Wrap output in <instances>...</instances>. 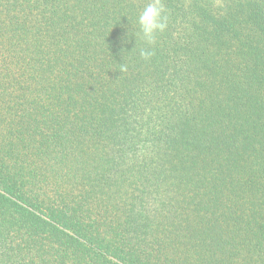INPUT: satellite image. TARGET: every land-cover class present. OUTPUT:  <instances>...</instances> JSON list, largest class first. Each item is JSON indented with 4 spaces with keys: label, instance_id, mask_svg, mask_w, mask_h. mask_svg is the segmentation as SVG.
<instances>
[{
    "label": "trees",
    "instance_id": "1",
    "mask_svg": "<svg viewBox=\"0 0 264 264\" xmlns=\"http://www.w3.org/2000/svg\"><path fill=\"white\" fill-rule=\"evenodd\" d=\"M150 2L0 0V264H264V0Z\"/></svg>",
    "mask_w": 264,
    "mask_h": 264
},
{
    "label": "clouds",
    "instance_id": "2",
    "mask_svg": "<svg viewBox=\"0 0 264 264\" xmlns=\"http://www.w3.org/2000/svg\"><path fill=\"white\" fill-rule=\"evenodd\" d=\"M140 34L152 43L157 32H163L167 28L166 9L162 0H151L138 17ZM153 53L150 50H142L140 55L148 59ZM126 70V69H122Z\"/></svg>",
    "mask_w": 264,
    "mask_h": 264
},
{
    "label": "rangeland",
    "instance_id": "3",
    "mask_svg": "<svg viewBox=\"0 0 264 264\" xmlns=\"http://www.w3.org/2000/svg\"><path fill=\"white\" fill-rule=\"evenodd\" d=\"M153 117L157 114V112H153ZM135 120L136 121H139V120H143L144 119V116L143 115H135ZM156 124V120L154 118H152V120L150 122L147 123V126H151V127H154ZM122 128L123 129H126L128 127V125L126 124H121ZM146 126V127H147ZM143 129H145L144 127L141 128L138 132L141 134L140 135V143L139 146L136 145L137 147V150L136 151H131V150H124L125 152L121 153V159L124 160V163H126L125 167L127 166H131L132 165H136V167H129V169H136L138 167V165H140L141 163H144L145 160L142 159V157H145L147 155H150V153H146V149L148 147V145L152 144L153 143V139H157L159 136H155L153 137L152 139V136L151 135H147L146 136V133L143 131ZM154 129H159L158 127H154ZM121 130V128L119 129ZM145 136V137H144ZM149 139H152V140H149ZM161 139V138H160ZM148 144V145H147ZM141 145V146H140ZM143 145H147V146H143ZM121 145L117 142L115 147L116 148H119ZM141 158V160H139ZM236 241L238 242L239 241V238H238V235L236 236ZM232 252V251H231ZM228 255H230V253Z\"/></svg>",
    "mask_w": 264,
    "mask_h": 264
}]
</instances>
